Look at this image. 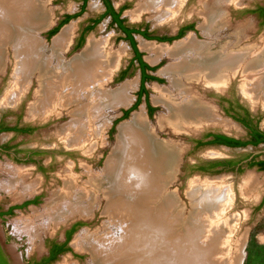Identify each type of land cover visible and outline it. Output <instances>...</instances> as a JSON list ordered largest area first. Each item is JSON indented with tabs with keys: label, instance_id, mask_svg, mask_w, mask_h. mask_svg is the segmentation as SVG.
<instances>
[{
	"label": "bare ground",
	"instance_id": "obj_1",
	"mask_svg": "<svg viewBox=\"0 0 264 264\" xmlns=\"http://www.w3.org/2000/svg\"><path fill=\"white\" fill-rule=\"evenodd\" d=\"M187 1L149 0L132 16L140 18L143 12L150 11L160 18L167 12L166 20L171 21L180 14ZM46 2L0 0V72L5 65L6 54L12 51L15 57L13 86L5 99L12 102L23 98L36 77L39 82L37 102L31 106L30 115L47 118L70 110L73 123L68 127L65 139L70 146L91 154L104 134V126L94 127L95 119L108 109L129 106L132 101L130 92L134 90L135 82H128L115 90L107 88L121 64L125 48L114 51L108 39L91 38L82 53L65 61L62 53L71 45L73 26L66 27L54 39L50 49L34 33L49 24ZM214 2L217 10L214 12L208 11L209 2L203 5L201 29L204 35L220 39L217 45L198 42L193 36L172 47L141 42V49L150 55L148 60L152 63L163 56L174 59L163 71L170 80L172 91L158 87L159 96L154 99L168 110L167 117L159 118L162 128L169 126L179 133L211 124H219L226 131L235 128L192 92L195 82L219 89L232 76L244 72L247 76L243 86L245 96L253 106L264 103V46L247 44L246 27L232 31L225 15L218 13L220 0ZM118 130L117 143L103 171L89 173L85 183H81L73 173L63 175V188L54 193V200L43 212L58 221L69 215H87L103 197L105 214L118 219V223L124 220L122 223L126 224L122 228L126 231H123V239L114 242L108 239L101 244L96 242L95 235L84 232L74 240L77 250L89 253V264H206L203 254L207 255L210 264H223L227 246L234 240L231 233L238 227V219L223 221L233 200L231 188L194 182L188 196L199 200L202 205L195 213L197 220L193 222L196 226L187 232V225L178 220L182 217L173 218L176 223L184 224L175 238L176 232L169 216L178 205L175 198L167 193V186L175 176L179 148L156 137L143 110L134 113L130 122L122 124ZM212 155L217 154L213 152ZM24 178L21 172L14 171L8 183L11 191L24 186ZM253 185L254 180L243 186L245 196L250 195ZM21 189L19 195L29 194L35 188L30 184ZM205 215L211 216V225ZM36 224L27 223L26 231L33 232ZM206 233L211 235L208 240H204ZM165 241L171 242L173 248H169ZM238 242L240 250L243 239ZM217 255L221 260H213ZM236 257L233 264H237Z\"/></svg>",
	"mask_w": 264,
	"mask_h": 264
},
{
	"label": "rangeland",
	"instance_id": "obj_2",
	"mask_svg": "<svg viewBox=\"0 0 264 264\" xmlns=\"http://www.w3.org/2000/svg\"><path fill=\"white\" fill-rule=\"evenodd\" d=\"M204 1L209 2V12L217 11L215 9L216 4H214V0H188L180 14H178L176 18L171 21L166 20L168 17L166 16L167 12H164L160 18L156 17L154 13H151L150 11L143 12L140 18H133L132 14L134 11L138 10L140 6L145 5V3L148 4L149 0L113 1L117 8L121 5L128 4V8L124 12L123 17L129 25L147 26L152 33L157 35H173L177 33L181 27L187 24H194L195 26L194 31L186 33L183 38L175 40L173 43H161L147 39L141 40V36H136L138 47L144 54V59L148 63H151V65L155 64V66H159L161 64L156 71V74L159 75V73L162 72L159 78L162 79L163 82H150L147 84V88L149 90V103L156 109V112L153 116H150L148 107L146 106L144 108L146 101L143 100L138 109L133 111L128 119L123 120L116 125L113 133L111 132L114 124L117 120L121 119L122 112L126 109L129 110L132 108L137 100V92L141 81L139 70H134L123 81H117L119 74L128 67L130 61L133 59V50L129 43L123 40L121 33L110 25L109 18L103 20L87 37L82 48L74 50L81 29L90 19L98 17L104 12L105 8L100 0H89L85 13L70 21L68 25L62 29L64 30L66 27L70 26L74 27L71 45L67 49L68 51L62 53L65 61H69L76 55L82 53L91 38H106L109 40L110 47L114 51H117L122 47L125 48V54L121 64L112 76L107 88L115 90L128 82H135V88L130 92L132 101L129 106H119L117 108L108 109L103 112L101 116L95 119L94 127L99 129V127L101 128L104 126V134L103 140L97 144L95 152L91 154L86 153V150L81 148L70 146L65 139L67 129L70 124L73 123V119L69 114L70 110L64 111L60 115H52L47 118H33V116L30 115L31 106L37 102L36 94L39 82L36 77L32 79L31 86L23 98L12 102H6V95L9 91H11L13 86L12 83L15 67V57L13 52L11 51L6 54V61L4 62L5 65L0 72V119L3 118L8 123L12 124L15 123L17 115L20 114L22 124L33 125L37 128V131L33 135L18 138H14L13 134L4 133L0 135V143L14 141L16 143H20L21 148L26 150V154L38 152L39 154L35 156V159L41 164V169L34 163L16 164L10 159L0 160V202L2 201L4 204H9L14 202L16 199H22L25 196L26 199H31L36 193H41L43 195V200L40 205L31 207L26 210V212H21L15 217L10 218L6 225L0 222V236L4 240L7 239L6 248L15 264H25V254L26 258H30L32 255H42L44 250V240L46 238L61 237L63 230L76 221H84L87 225L74 236V240H76V238L84 232L95 235L94 237L96 242H100L101 244L108 239L113 242L118 239H123V231L126 230L122 227H124L126 223H122L124 220L121 223H118V219H113L112 216L105 214L104 211L106 202L103 197L100 198L101 201L99 204L93 207L90 214L69 215L62 221L55 220V218L47 215L43 211L54 200V193L63 188V175L69 172L73 173L75 176L79 177V181L81 183H85L89 179V173H100L103 171L106 161L117 143L119 127L122 124L130 122L134 113L141 112L142 110L145 113L147 123L155 131L156 137L159 140L170 142L171 144L177 146L180 150L176 170L174 171L175 176L173 179H170L171 182L167 186V193L171 195V197L175 198V202L178 205L169 216V220L173 224V230L176 232L174 233L175 238L181 233V227H183L184 224L187 225V232H191L190 230L196 226L193 222H196L197 220L195 216L196 212L192 213V208L195 204L193 205V203H190V199H187L186 196L194 182H198V184L207 182L213 185L220 184V186H228L231 188L233 193V200L229 204V209L226 211L227 214L225 215L226 217H224L226 219L223 220V218L222 220L228 221V219L231 220L232 218L234 220L238 219V224H236L238 227L235 230L236 233L233 231L231 233L229 228V233L234 234L235 236L233 235L234 237H231L234 239L232 240L233 243L228 244L227 246L228 253L226 254V258L222 260L223 264H233V261L235 260L234 257L236 255V258L239 257L238 248L240 246V242L238 241H241V239L245 240L244 249H241L243 253H240V258L245 256L243 264H264V202H262L264 199V172H259L256 169H250L247 167H245L242 173L224 171L215 175H203L198 172L193 173L192 171L195 165L200 162H205V158H223L225 161L245 160L254 152L263 150L264 145L258 148L248 147L241 149H228L208 146L197 149L194 147L193 140L202 137L205 133L223 132L230 136L240 138L245 137L246 132L240 128H233L226 131L225 128L218 126L219 124L205 125L202 128L191 132L180 133L178 131L175 132V130H172L169 126H165L163 128L160 127L159 118L167 117L168 110L163 104L156 103L154 101V99L159 96L156 88L159 87L158 89L163 88L167 91H172L170 80L163 74V71L168 65L174 62V59L168 56H163L158 62L152 63L148 60L150 55L141 49L142 41L153 43L157 46L172 47L176 43L187 39L189 36H193L198 42L206 43L210 46L212 44V46L217 45L220 39L204 35L201 29V26L204 23ZM221 1L222 0H220L221 5L218 6L220 10L218 13L225 15L227 24L231 27L232 31L246 27L248 36V40H246L247 44H251L254 47L264 46V26L260 27L257 18L246 12L251 9H255L258 5L264 4V0H223V3H221ZM82 2L83 0H47L46 11L49 16L48 23L50 24L51 22V25L43 31L40 30L41 32L36 30L34 33L38 39L48 47V49L52 47L54 39L61 33L60 32L51 40H48V30L50 28L54 29L56 25L58 26L60 20L65 15L78 14L81 10ZM49 54L50 53H48V55ZM237 76L238 78H236V81L230 88H236L238 96L241 98L242 102L246 104L251 111H253L254 115L261 117V128L264 130V103L260 102L257 106H253L247 95L245 96L244 94L245 92L243 86L247 79L246 74L244 72H239ZM194 85L196 86L192 85L191 90L196 95L198 94L197 97L207 103L217 116L225 121L230 120L224 116L222 108L217 100L220 94H224L226 91L230 90V88L221 91V89H212L214 86L211 87L209 85L202 84L201 82H195ZM225 87L222 89H225ZM239 88L241 89L243 94L242 97L244 99L241 97ZM200 94L203 97H201ZM213 152L217 155H212ZM17 170L22 173L23 177H25V180L23 179L24 186H19L16 190L11 191V188L8 187V183L13 172ZM11 171L13 172L11 173ZM253 180L254 185L253 187L251 186L252 189L250 195L245 196L243 194V186H245L246 182H251ZM30 184L33 185L35 189L29 194L25 193L23 195H19V193L22 192L21 188H26V185ZM217 186L218 185L214 187ZM207 215H210V213ZM178 217L182 218L178 219ZM210 217L211 216H207L208 221ZM173 218H177L179 221L182 220L184 224L180 225L179 223H176ZM29 222L35 224L38 222L33 232L30 231V233L26 231V224ZM211 222L212 221L210 220L208 223L211 225ZM186 229H182V231H185ZM171 233L172 230H170V234ZM210 237L211 235L206 233L204 235V240H208ZM127 238L128 237L126 236V239ZM161 240H164L163 237ZM176 240H178V238ZM160 243L161 246L164 245L162 241ZM164 243L169 246V248H173V246L170 245L171 242L165 241ZM108 244L110 243H107V245ZM72 246H74V241ZM201 246H204V243ZM201 250L200 252L202 255ZM73 251V254L69 253L63 256L56 264L66 263V260L69 261L67 264H89L90 255L88 252H81L82 250H77L76 248H73ZM74 255L80 256L81 259L74 257ZM203 255L202 257L205 260V263L210 264V260H208L207 255ZM213 260L221 259L220 256L217 255L215 256V259L213 257Z\"/></svg>",
	"mask_w": 264,
	"mask_h": 264
},
{
	"label": "flooded vegetation",
	"instance_id": "obj_3",
	"mask_svg": "<svg viewBox=\"0 0 264 264\" xmlns=\"http://www.w3.org/2000/svg\"><path fill=\"white\" fill-rule=\"evenodd\" d=\"M100 1L104 5V8H105L104 12L100 16L90 19L88 21V23H86V25L81 29L80 34L77 38L74 50H76V47H77L78 43L81 41V39L85 40L84 41V44H85L87 37L97 28V26L99 24L95 27V29L92 32L87 34L88 33L87 32L88 27L94 25L92 21L99 19L107 11V9H108L107 1L109 3H111V6L114 8L115 12L117 14L118 13L120 14L119 18L125 19L123 17V14L127 10L128 4L121 5L120 7L117 8L113 2L114 0H106V1L100 0ZM83 2H84V0H83ZM83 2H82V5H83ZM123 8H124V10H122ZM246 12L248 14L254 15L257 18L260 27L264 26V4L258 5L255 9H251V10L246 11ZM107 18L110 19V25L121 33V35L123 36V40L128 42L126 40V34L123 33L122 30H119L118 26L116 24H112L113 16H109ZM125 25L128 26V28H130V29H136V30H140V31L147 30L148 33H150L154 38H163V37L177 38L183 30L187 29L184 36L186 35V33L192 32L195 30L194 24H187V25L181 27L177 33H175L173 35H165L164 36V35H157V34L152 33L147 26L146 27L145 26H131L127 23V21H126ZM191 27H193V29L188 30V28H191ZM137 35H139V34H133L136 42H137V39H136ZM139 36L143 37L142 35H139ZM177 40H179V39H177ZM154 41H158V40H154ZM173 42H171V43H173ZM128 43L131 46L130 42H128ZM161 43H164V42H161ZM137 47H138V44H137ZM131 48H132V46H131ZM132 50H133V48H132ZM138 50L142 53V51L139 49V47H138ZM133 54H134L133 59L130 61L128 67L119 74L117 80L121 77V75L125 71H127L128 75H130L134 70L135 71L139 70L140 75H141V81H140L139 90L137 92V99H138V93H139L141 85H142V71L140 69L139 63L135 60L134 50H133ZM143 60L150 67H157V66H155V64L151 65V63H148L144 59V56H143ZM156 71H148L147 74L159 78L156 74ZM236 76H232L229 79V82L225 85L226 87L224 86L225 89H222L224 87H221L219 89L212 87V89H215V90L221 89V91H224L227 88L229 89L231 86H233V83L236 81V78H238V76L237 77ZM148 83H150V82H148ZM148 83H146V85H145L146 88H147ZM193 86H196V85H193ZM147 90H148V88H147ZM239 90H240V94L242 97L243 94L241 92V89L239 88ZM200 96L203 97L201 94H200ZM148 97H149V90H148ZM142 99L146 100L145 97H143ZM217 100L219 102L220 107L222 108L224 116L227 119H230V120H226V121L230 122L235 127L234 129L239 128L237 125L241 126L245 130L246 136L240 137V138H235L233 136L224 135L221 132H208V133H205L202 137L193 140V144H194L195 148L199 149L201 147H208V146H216V147L223 146V145L208 144V143L214 142L216 140V137H226V138H230V139H234V140H240L243 142H248V141L254 142V140H258V139L260 140L261 138H263L262 133L264 134V130L261 128V117L258 115H254L253 111H251L248 108V106L242 102L241 98L238 96L236 88L232 87V88H230V90L226 91L224 94L223 93L220 94ZM234 123H236L237 125ZM211 125H213V124H211ZM36 131H37V128H35L33 125L22 124V119H21L20 114L17 115V119H16L15 123H12V124L8 123L3 118L0 119V135L4 134V133H10V134H13L14 138H18V137L33 135ZM254 132L259 133L260 136L259 137L254 136ZM262 145H264V143L260 144L258 147H260ZM225 147H227V146H225ZM248 147L258 148V147H254L252 145H248L245 148H248ZM227 148H230V147H227ZM230 149H241V148H230ZM38 154H39L38 152L26 154V150L21 148L20 143H16L14 141L0 143V160L10 159L13 162H15L16 164L34 163L38 166V168L41 169V164L35 159V156H37ZM248 158H250V157H248ZM247 159H245V160H247ZM253 160L256 162L263 161L264 155L254 157L249 163H247L245 165H240L244 160L233 161L236 163V166H235V169L232 170V172L238 173V171L240 169H242L244 171L245 167L250 168V169H256L257 171L260 172V170L258 169V166H255L253 168L249 167V164ZM224 162H226V161H224ZM215 163H220V162H213V163L212 162H209V163L200 162L194 166V169L199 168V167H205V166L207 167L209 165L212 167L213 165H215ZM224 167H226L228 169V166H224ZM222 168H223V166L212 167V170L216 171V170H221ZM227 171H230V170H227ZM198 172L203 174L200 171H198ZM25 197L22 199H16L14 202H11L9 204H4L2 201L0 202V222L2 224L6 225L7 221L10 218L15 217L17 214H19L21 212H26V210L30 209L31 207H35V206L40 205L41 201L43 200V195L41 193L40 194L36 193L31 199H26ZM262 202H264V199ZM86 225H87V223L84 221H76V222H73L71 225H69L68 227H66L63 230L61 237H59V238H56V237L55 238H46L44 240V243H43V248H44L43 254L40 256L32 255L30 258L29 257L26 258V254H25L24 255L25 264L26 263L27 264H56L63 256H65L69 253L73 254V252H74L73 248L75 249V247L72 246V243L74 241L73 238L81 229L85 228ZM6 246H7V239L4 240L0 236V264H15L12 260V257L8 253ZM81 252H83V251H81ZM74 257L81 259V257L77 256V255H74ZM65 262L69 263L68 260H66ZM60 264H64V263H60ZM73 264H76V263H73Z\"/></svg>",
	"mask_w": 264,
	"mask_h": 264
},
{
	"label": "trees",
	"instance_id": "obj_4",
	"mask_svg": "<svg viewBox=\"0 0 264 264\" xmlns=\"http://www.w3.org/2000/svg\"><path fill=\"white\" fill-rule=\"evenodd\" d=\"M89 0H84L83 2V5L81 7V10L78 14H75V15H65L64 18L59 22L58 26H56L54 29H52L51 31H49L47 33V38L48 40H51L56 34L59 33V31L65 26L67 25L70 21H72L73 19L75 18H78L80 17L81 15H83L86 11V7H87V3H88ZM106 1V0H105ZM107 11L97 20H93V26H90L88 27L87 29V34H89L90 32H92L95 27L100 24L104 19H106L107 17L109 16H113V21H112V24H116L118 26V29L119 30H122L123 33L126 34V40L128 42H130L133 50H134V53H135V60L139 63V66H140V69L142 71V85H141V88H140V91L138 93V99L136 100V103L133 105L132 108H130L129 110H124L123 113V117H121L120 120H117L114 124V127L112 129V132H114L115 130V127L116 125L123 121V120H126L129 118L130 114L135 111L136 109H138V107L141 105L142 101H143V97L146 98V102H147V107H148V112H149V115L150 116H153L154 113L156 112V109L154 107H152L149 103V97H148V90L146 88V83L148 82H159V83H162L163 80L155 77V76H151V75H148L147 72L148 71H156L158 70L159 66L157 67H150L144 60H143V53H141L139 50H138V47H137V42L133 36V34H139V35H142L145 39L147 40H158L159 42H168V43H171L177 39H180L184 36L186 30H183L180 35L177 37V38H167V37H163V38H154L150 33H148L147 30L145 31H140V30H136V29H130L128 28V26L125 25L126 23V20L125 19H120V14L116 13L114 8L111 6V3H109L107 1ZM124 10V8L122 9ZM193 27L191 28H188V30H192ZM84 39H81V41L78 43L77 47H76V50H79L81 47H83L84 45ZM128 76V73L127 71H125L121 77L117 80V81H123L126 77ZM263 135V138H261L260 140H254V142L252 141H248V142H243V141H240V140H234V139H230V138H226V137H216V140L214 142H211V143H208V144H215V145H223V146H227V147H230V148H245L247 147L248 145H252L254 147H258L260 144H263L264 143V134L262 133ZM254 136H257L259 137L260 134L257 133V132H254ZM218 166H223V168L221 170H216V171H213L212 170V167H218ZM224 166H228V169ZM235 166H236V163L233 162V161H226V162H220V163H215V165H213L212 167L209 165V166H205V167H199V168H196L192 169L193 173L194 172H202L203 174L205 175H215V174H219V173H222L224 171H227V170H234L235 169ZM255 166H258V169L260 170V172H264V160L263 161H260V162H256V161H252L250 164H249V167L253 168ZM243 170L240 169L238 171V173H242ZM69 251V250H68Z\"/></svg>",
	"mask_w": 264,
	"mask_h": 264
},
{
	"label": "water",
	"instance_id": "obj_5",
	"mask_svg": "<svg viewBox=\"0 0 264 264\" xmlns=\"http://www.w3.org/2000/svg\"><path fill=\"white\" fill-rule=\"evenodd\" d=\"M120 7V6H119ZM51 25V23L47 26V27H45L43 30H45V29H47L49 26ZM68 25V24H67ZM67 25H65V26H67ZM57 26V25H56ZM64 26V27H65ZM63 27V28H64ZM62 28V29H63ZM53 29V28H52ZM51 28L48 30V32L49 31H51L52 30ZM60 30L59 31V33L60 32H62L63 30ZM42 30V31H43ZM58 33V34H59ZM58 34H56V35H58ZM55 35V36H56ZM54 36V37H55ZM141 40L143 39L144 40V38L143 37H141L140 38ZM175 42V41H174ZM161 75V72L159 73V75H157L158 77ZM147 106V102L145 103V105H144V108ZM127 110V109H126ZM123 115H124V113L122 112V115H121V117H123ZM236 124V123H235ZM237 125V124H236ZM240 129H242V130H244L241 126H239V125H237ZM245 131V130H244ZM222 134H224V135H227V136H230V135H228L227 133H223L222 132ZM234 137V136H233ZM235 138H237V137H235ZM220 147H222V148H227V147H225V146H220ZM229 149V148H228ZM260 155H264V149L263 150H260V151H256V152H254L251 156H250V158H248L247 160H244L240 165H245V164H247V163H249L254 157H256V156H260ZM225 160L223 159V158H205V162L206 163H209V162H224ZM239 165V166H240ZM199 173V172H198ZM199 174H201V173H199ZM203 175H205V174H203ZM186 196H187V199H190V203H193V205L195 204V206L192 208V213H195V212H197V210L200 208V206H202L201 205V203L199 202V200H193V199H191V197H189L188 196V192H187V194H186ZM244 246H245V240H243V244H242V250L244 249ZM240 253H243V251H241V248H240V250H239V256H241L240 255ZM245 257V256H244ZM244 257L241 259L240 257L239 258H237V264H239L240 262H241V264H243V262H244Z\"/></svg>",
	"mask_w": 264,
	"mask_h": 264
}]
</instances>
